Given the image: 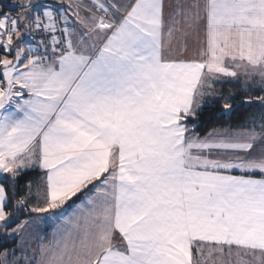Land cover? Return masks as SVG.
Here are the masks:
<instances>
[{
    "label": "snow or ice",
    "instance_id": "snow-or-ice-1",
    "mask_svg": "<svg viewBox=\"0 0 264 264\" xmlns=\"http://www.w3.org/2000/svg\"><path fill=\"white\" fill-rule=\"evenodd\" d=\"M56 3L0 15V264H264V0Z\"/></svg>",
    "mask_w": 264,
    "mask_h": 264
},
{
    "label": "trees",
    "instance_id": "trees-1",
    "mask_svg": "<svg viewBox=\"0 0 264 264\" xmlns=\"http://www.w3.org/2000/svg\"><path fill=\"white\" fill-rule=\"evenodd\" d=\"M0 8L1 13L4 12H16L17 9L12 6V0H0ZM217 88H222L225 91H233L236 93L237 100L242 99V96L239 92L240 85H217ZM259 94L258 91L253 92L252 95ZM219 111V104L217 103L214 107L212 105H205L203 110L201 111L200 117H199V123L197 127V132L200 133V135H204L207 131L211 130L214 127H223L226 124L230 125L233 129H238L240 125L244 124L250 116H256L259 118L261 109L258 104L253 103L251 105L248 104H241L237 110L232 114L230 119H216L215 114ZM39 172L30 173L29 178H38ZM23 183V182H22ZM83 197L79 198H73V201L69 202L68 209L81 200ZM35 214H32V216ZM29 216V213L22 212L19 214L17 223L22 221L23 219H26ZM12 227H15V224L12 225ZM17 242V241H16ZM13 246V242H7L4 243L0 241V251H3V248L8 247L11 248Z\"/></svg>",
    "mask_w": 264,
    "mask_h": 264
},
{
    "label": "crops",
    "instance_id": "crops-1",
    "mask_svg": "<svg viewBox=\"0 0 264 264\" xmlns=\"http://www.w3.org/2000/svg\"><path fill=\"white\" fill-rule=\"evenodd\" d=\"M45 2L53 4L54 7L58 6L56 3V0H45ZM85 2H86V0H85ZM172 2H174V0H166V3H172ZM166 12H167V9H166ZM198 49H199V41L197 40L195 35H193L189 39L188 55L192 56L193 54L198 52ZM79 202H80V200L76 203H79ZM33 203H35V201H33ZM75 204H73L68 209V211H71ZM65 214H67V212ZM33 216H35V215H33ZM31 218L32 217H27L26 219H31ZM26 219H23V220H26ZM52 228H53V225L51 222H48L47 225L41 226V228L37 231V233L36 232L34 233L33 232L34 230L31 227H29L28 229H26L24 236L21 237L20 239H23L26 243H28L31 246V248H36L39 245V243L41 242L40 237H45V239L43 241L44 243L48 242V239L51 238ZM18 242H19V240H17V243Z\"/></svg>",
    "mask_w": 264,
    "mask_h": 264
},
{
    "label": "built area",
    "instance_id": "built-area-1",
    "mask_svg": "<svg viewBox=\"0 0 264 264\" xmlns=\"http://www.w3.org/2000/svg\"><path fill=\"white\" fill-rule=\"evenodd\" d=\"M9 13H11V14H15V12H9ZM3 13H1V8H0V15H2Z\"/></svg>",
    "mask_w": 264,
    "mask_h": 264
},
{
    "label": "rangeland",
    "instance_id": "rangeland-1",
    "mask_svg": "<svg viewBox=\"0 0 264 264\" xmlns=\"http://www.w3.org/2000/svg\"><path fill=\"white\" fill-rule=\"evenodd\" d=\"M34 233L36 232L37 233V231H33Z\"/></svg>",
    "mask_w": 264,
    "mask_h": 264
}]
</instances>
